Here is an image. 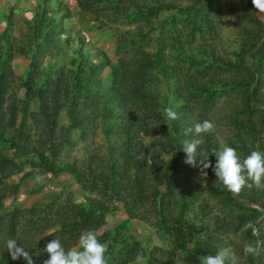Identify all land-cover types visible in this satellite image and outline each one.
Instances as JSON below:
<instances>
[{
    "label": "trees",
    "instance_id": "16d2710c",
    "mask_svg": "<svg viewBox=\"0 0 264 264\" xmlns=\"http://www.w3.org/2000/svg\"><path fill=\"white\" fill-rule=\"evenodd\" d=\"M221 1L75 0L70 10L65 0H0V264H26L11 259L9 239L43 264L50 240L67 250L88 229L108 264L138 253L145 264H200L221 248L227 264H264V186L249 180L234 195L182 150L185 130L209 120L214 131L200 138L213 166L222 145L264 153V20L252 0ZM227 6L231 48L216 40ZM89 30L109 35L95 41ZM96 137L103 153L89 148ZM79 141L82 160L63 161ZM25 165L35 168L13 180ZM35 170L80 190L7 210Z\"/></svg>",
    "mask_w": 264,
    "mask_h": 264
},
{
    "label": "clouds",
    "instance_id": "9594fccd",
    "mask_svg": "<svg viewBox=\"0 0 264 264\" xmlns=\"http://www.w3.org/2000/svg\"><path fill=\"white\" fill-rule=\"evenodd\" d=\"M256 10L264 12V0H252ZM164 115L168 120L178 119V114L171 107L164 110ZM215 125L209 120L195 123L185 130V135L192 134L191 140L183 142V152L186 154L185 164L192 166H202L203 169L211 168L216 178L222 182L225 188L234 195H238L244 187H251L248 181L251 180L256 186L262 185L264 181V153L260 151H251L245 157H241L238 150L231 146L222 145L218 150H214L213 155L216 162L213 166L209 159L208 152L201 145L204 143L200 138L204 133L214 131ZM197 157L199 161L197 162ZM244 229H252L255 232V226L252 222H247ZM8 252L12 260L23 258L26 264H35L33 256L15 239H9L6 242ZM44 252L47 253V259L43 264H108L105 255L106 247L98 239L95 230L88 229L81 233L79 243L69 249H65L59 238L50 240ZM245 254L256 252V248L245 245ZM231 258V252L227 248H221L215 255H206L200 257V264H227ZM133 264H145L141 253L136 255Z\"/></svg>",
    "mask_w": 264,
    "mask_h": 264
},
{
    "label": "rangeland",
    "instance_id": "374dc122",
    "mask_svg": "<svg viewBox=\"0 0 264 264\" xmlns=\"http://www.w3.org/2000/svg\"><path fill=\"white\" fill-rule=\"evenodd\" d=\"M66 1V5L68 6V8L70 10H76V2L75 0H65ZM215 2L217 4H219L220 7L224 8L225 7V3L221 0H215ZM5 3V1H4ZM227 10H228V6L224 9V11L226 12L227 15ZM255 14L257 16V18L264 20V12H260L258 10L255 11ZM228 17L224 18L223 23L219 26L220 31V35L219 37L216 39L218 43H220L223 46L225 42L228 43V48H231V45H229V40L228 39V34H230V21L229 19V15H227ZM3 27V23L0 22V28ZM94 25L91 24L90 28H93ZM89 34L94 33V40L95 41H99V40H103L105 38L108 37L109 33L107 32H102V31H97L94 32L89 30L88 32ZM112 42L111 41H104V42H99L98 45L101 46L103 49H110V45ZM233 46V45H232ZM19 63V64H18ZM18 64V72H21L22 70H24L27 66V62L25 59L20 58L19 61H17ZM19 74V73H18ZM86 142L84 141H79L77 145H75L72 149L68 150V152L63 153L62 156V160L63 161H72L73 159H78L79 161L82 160L83 155L85 154V149H84V144ZM103 142L101 141L100 137H96L94 142L92 144H89V148L91 147H95L96 149L98 148L100 153H103L105 148L103 147ZM35 167L29 166V165H25L23 170L18 171L15 175L12 176L13 180H17V178H21L22 175L25 172L28 171H32ZM39 170V169H38ZM37 186L40 190L37 192L36 190H31L34 186ZM43 188H41V186H43ZM60 191L63 193V195H67V194H77L80 190V187L78 184L75 183V181L67 176L66 174L64 175H60L58 177H53L49 174H45L43 172H38L37 170H35V172H33L32 174H30L29 176H26L22 182L20 187L18 188V191L15 195V200L13 201V204H10V206L7 207V210H9L12 206L17 205V206H21V207H31L34 204H38V202L42 201L43 199H45L46 196H44V192L46 191ZM118 216L124 218L122 216V213L120 211H118ZM112 220H110V225H112ZM136 229H137V233H139L141 235V237H144L146 235L145 231L143 230L144 228L136 225ZM155 243H158L157 240H154ZM170 264H182V261L180 260L179 256H174L172 259V262Z\"/></svg>",
    "mask_w": 264,
    "mask_h": 264
}]
</instances>
